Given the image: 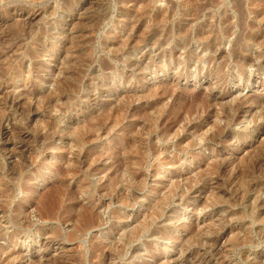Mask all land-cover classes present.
Masks as SVG:
<instances>
[{
    "label": "rangeland",
    "instance_id": "1",
    "mask_svg": "<svg viewBox=\"0 0 264 264\" xmlns=\"http://www.w3.org/2000/svg\"><path fill=\"white\" fill-rule=\"evenodd\" d=\"M0 264H264V0H0Z\"/></svg>",
    "mask_w": 264,
    "mask_h": 264
},
{
    "label": "bare ground",
    "instance_id": "2",
    "mask_svg": "<svg viewBox=\"0 0 264 264\" xmlns=\"http://www.w3.org/2000/svg\"><path fill=\"white\" fill-rule=\"evenodd\" d=\"M241 41V40H240ZM249 62V61H248Z\"/></svg>",
    "mask_w": 264,
    "mask_h": 264
}]
</instances>
